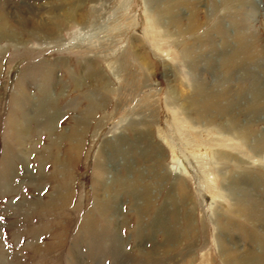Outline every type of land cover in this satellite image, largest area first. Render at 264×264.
Masks as SVG:
<instances>
[{
	"label": "rangeland",
	"instance_id": "rangeland-1",
	"mask_svg": "<svg viewBox=\"0 0 264 264\" xmlns=\"http://www.w3.org/2000/svg\"><path fill=\"white\" fill-rule=\"evenodd\" d=\"M172 1L0 0V264H264V78L244 113L223 69L237 35L264 63V0Z\"/></svg>",
	"mask_w": 264,
	"mask_h": 264
},
{
	"label": "bare ground",
	"instance_id": "bare-ground-1",
	"mask_svg": "<svg viewBox=\"0 0 264 264\" xmlns=\"http://www.w3.org/2000/svg\"><path fill=\"white\" fill-rule=\"evenodd\" d=\"M154 1V0H153ZM157 1V0H156ZM236 1H239V2H236ZM171 3H173V7L176 5V6H179V8H181L180 7V5H179V3H177V1L176 0H173ZM170 3V4H171ZM237 3H239V5L240 4H244V5H246L247 4V2L245 1V0H225L224 1V5L225 6H222V7H224V9H225V11H226V13L229 15V12H228V9L234 4H237ZM154 4H156L155 2H154ZM159 3H157V5H158ZM250 7L251 6H253L252 5V2H250V4H248ZM184 7V6H183ZM182 7V8H183ZM178 8V7H177ZM178 8V9H179ZM186 7H184L183 9H185ZM224 11V10H223ZM212 41L210 40L209 41V44H210V47H211V49H210V53L211 52H213L214 54L215 53H217V51H216V47H213V44L211 43ZM235 44H234V51L232 52V53H230L228 56H225V58H226V61H225V64H224V68L223 69H226V71H229V72H234V73H238L239 74V76H238V79H237V81H236V84H234L235 86H233L232 87V91L234 92L233 94H231V97L233 96L235 99L234 100H231V102L233 101V103H230V101H226V102H224L225 104L224 105H226L227 106V108H230V106H234V105H241L242 103H243V108L242 109H244V113H246V112H248V111H252V112H256L259 108V105L258 104H263V103H256V99H257V95H259V93L257 92V90H255V88H252V89H244L242 86H240L239 87V85L241 84L242 85V83L245 81V79H246V77L248 76L247 74H250V75H252L256 80H258L259 81V79H262V78H264L263 77V75H264V63L263 62H260L259 60H257V57L255 56L254 57V55H253V53H251L250 51H249V49H247L245 46H244V38H242L240 35H237L236 37H235ZM229 46V45H228ZM224 48H226V46H223ZM249 65V68H250V70L249 69H247V66ZM251 65V66H250ZM215 66V65H214ZM86 70V69H85ZM213 70H214V68H213ZM243 72V73H242ZM196 83V82H195ZM198 86V85H197ZM206 91V90H205ZM202 92H204L203 91V89H202V87H200V88H198V90H197V93L199 94V93H202ZM257 92V93H256ZM43 94H46V91L44 90L43 92H42ZM251 95L253 96V101L251 100V99H249V97H251ZM24 96V97H23ZM26 95H24V93H21V98H23V103H26V104H28L27 102H24V99H25V101H27L26 100ZM215 94H213V93H210V94H208L207 95V97H206V99H204V100H202V101H205L206 100V102L208 103V106L210 107V108H212L214 111H217V112H214L215 114H218V110H220L221 111V113L223 112V111H225V107H223L222 105H220V104H217V103H215ZM259 100H261V98L259 99ZM258 100V101H259ZM22 101V100H21ZM232 104V105H231ZM257 104V105H256ZM195 105V104H194ZM232 108V107H231ZM256 108V109H255ZM262 110H264V109H261V110H259V112H261ZM219 111V112H220ZM230 115V114H229ZM230 120V119H229ZM12 122H14L13 120H11ZM15 122H16V120H15ZM17 123V122H16ZM19 123V122H18ZM230 123V122H229ZM13 125H14V123H13ZM15 126V125H14ZM22 126V125H21ZM14 129H15V127H14ZM21 141H22V146H24L23 144H24V141L26 140V128L24 127V126H22L21 127ZM145 136H147V135H145ZM246 140V139H245ZM138 143H140L139 141H137ZM141 142H143V140L141 139ZM19 143V142H18ZM138 143H136L135 142V144H134V146H132V147H134L135 148V150H138L139 152H141V151H143L142 149H141V144L139 145ZM257 143V142H256ZM260 143V142H259ZM258 143V144H259ZM20 145V144H19ZM263 145V144H262ZM21 146V147H22ZM126 146H131L130 144H127L126 143ZM132 147H131V149H132ZM148 147H150L151 148V143L150 142H148L147 143V146H146V149L148 148ZM130 148V147H129ZM145 148V147H144ZM150 148H148V150L150 149ZM22 149V148H21ZM20 149V150H21ZM123 149H121V148H118L116 151H118V155L121 157V159H119L122 163H124V167L126 168V170L128 171V172H130V169H128V167H129V161H130V159H129V161H128V157L126 158L124 155H123V151H122ZM263 150V149H262ZM126 152V151H125ZM145 153H146V151H144ZM143 152V153H144ZM128 153H129V151H128ZM130 154V153H129ZM127 155V154H126ZM99 165V164H98ZM148 165V164H147ZM111 166V164L109 163V162H105V164L103 165V166H100L99 165V167L101 168V171H100V169H99V172H101V174H102V170H103V172H105L106 171V168H107V170H108V167H110ZM133 167V166H132ZM113 171V170H112ZM132 171H135L134 169L132 170ZM98 174H100V173H98ZM137 174V176H139V177H141L140 176V174H138V173H136ZM98 176V175H97ZM130 177V176H129ZM132 177V176H131ZM124 179V178H123ZM113 181L115 180L116 181V184L117 183H119L118 182V179H112ZM228 180V179H227ZM255 180V179H254ZM101 180H100V178L98 177L97 178V180H96V182L97 183H101L100 182ZM125 181H127V180H125ZM125 181H123L122 182V185L123 184H125L124 182ZM256 181V180H255ZM108 182L109 181H107V183H105L104 184V190H105V192H106V194H107V196H106V201L105 202H107V201H112L113 199V197L116 199V198H118V197H116V193L115 192H113L112 190H110L109 188H110V186H106V184L108 185ZM112 183V182H111ZM253 184V183H252ZM126 185H128L127 183H126ZM131 185V184H130ZM133 185H131L130 187H132ZM235 190H237V188H235V187H233ZM254 189V188H253ZM258 189V188H257ZM118 190V189H117ZM203 190V189H202ZM262 190H263V188H262ZM261 191V190H260ZM120 192H121V190H120ZM236 195H237V197H239L241 200L239 201L240 203L241 202H243V205L245 206V207H247V213L248 214H246L245 216H247L246 218H248V219H253V221L255 220V223H257V227H255V228H258V230H260L261 232L260 233H264V218L263 219H260V217H261V215L263 216V214H264V207H262L263 205H260L259 203H258V201L256 202L255 201V199L253 198V196H252V193H250V192H248L247 190H245V189H241V190H237L236 192ZM263 195V194H262ZM118 196V195H117ZM109 197H110V199H109ZM261 197V196H260ZM238 198V199H239ZM260 199H263V198H260ZM235 201H236V199H235ZM234 201V202H235ZM114 202H115V200H114ZM237 203H238V205H239V202H238V200L236 201ZM110 203V202H109ZM237 203H235L234 205L236 206V204ZM242 205V204H241ZM117 206V205H116ZM240 207H242V206H240ZM116 209V208H115ZM241 212H243V211H241ZM239 213V214H243V213ZM231 213H233V212H231ZM117 214V213H116ZM162 215V214H161ZM159 218H160V211H159V213H156L155 214V217H154V220H153V222L154 221H159ZM163 218V217H162ZM245 218V217H244ZM245 220V219H244ZM228 221V220H227ZM252 221V220H251ZM152 223V222H151ZM166 223V222H165ZM253 223V222H252ZM158 224V223H157ZM249 224H251V223H249ZM167 225V224H166ZM227 225V224H226ZM228 226V225H227ZM226 227V226H225ZM153 228V227H152ZM254 228V229H255ZM221 231H222V228H221ZM226 232V231H225ZM252 233H254L253 235V242L254 243H256L257 244V247L259 248V250L258 251H264V240L263 239H260L259 237L260 236H257L256 234L257 233H255V232H252ZM170 234V233H169ZM228 235V234H227ZM230 238V237H229ZM228 238V240L226 239V243L227 242H229V244H231V242H230V239ZM221 239V238H220ZM263 240V241H262ZM221 241V240H220ZM225 242V241H224ZM223 247V246H222ZM262 248V249H261ZM232 250V249H231ZM229 251V252H227V251H225L226 252V255L228 256V255H231V254H229V253H233L232 251ZM224 251V250H223ZM255 254V252H250V253H248V257H249V259H252V256H254V254ZM256 253H257V251H256ZM234 254V253H233ZM235 256V255H234ZM244 256V255H243ZM236 257V256H235ZM247 257V258H248ZM231 258V257H230ZM247 258H246V260H247ZM254 258V257H253ZM253 260V259H252ZM233 261V260H232ZM236 261H237V259H236ZM239 262V261H238ZM243 261H240V263H242ZM249 262H251V261H249ZM253 262V261H252ZM235 264V263H234ZM243 264V263H242ZM247 264V263H246ZM249 264V263H248ZM252 264H254V262L252 263Z\"/></svg>",
	"mask_w": 264,
	"mask_h": 264
}]
</instances>
